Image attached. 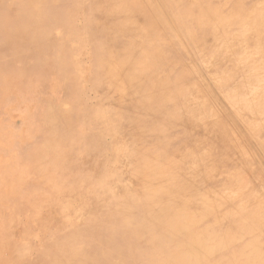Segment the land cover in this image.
<instances>
[{
    "label": "rangeland",
    "instance_id": "374dc122",
    "mask_svg": "<svg viewBox=\"0 0 264 264\" xmlns=\"http://www.w3.org/2000/svg\"><path fill=\"white\" fill-rule=\"evenodd\" d=\"M55 1L0 0L3 9L0 11L1 30L9 39L13 38V24L22 23L24 15L36 12L39 18H44L41 41L30 44L29 38L33 41V32L22 31L24 36L29 37V42L22 43L18 59L29 56L44 59L46 54L54 59L49 67L46 66V82L32 78L35 68L22 65L15 73L7 69L2 72L5 77L0 74V264H77V261L78 264H85L84 259L87 264L89 250L97 245L98 240L109 241L111 231L120 229L123 221L134 230L138 218L143 214L134 209L141 202L134 190L139 177L133 172V165L136 162L134 159L140 161L141 157L150 154V148L141 145L143 138L138 135V113L134 108L143 110L149 102L140 99L131 101L128 94L136 90L146 95L150 91V80L157 71L150 68L143 75L136 74L117 50L113 55L103 51L116 35V29L110 26L113 20L105 15L101 19L102 25L98 24L99 19L94 17L96 15L92 16L93 12L91 14L88 8L104 4V1L84 0V9L73 0H57L58 4ZM182 1L185 6L187 0ZM231 1L254 3L258 11L264 13V0ZM26 25L29 28V21ZM254 38L259 42L263 35H255ZM188 55L191 60L181 62L179 70L200 79L202 87L208 92L207 97L216 107L214 115L217 121L231 123L239 137V147L247 149L258 164L254 171L243 170L239 173L236 185L224 181L219 204L225 203V207L219 212L214 211V217L224 219L226 202L232 203L230 207L237 210L236 213L243 217L245 223V226L236 229V233L239 236L246 233L249 239L252 237L258 253L264 257V240H260L264 237V227L254 226L255 217L264 218V151H261L262 158L259 159L260 154L251 143V136L236 103L209 82L201 63L189 51ZM256 57L262 59L263 52L257 53ZM186 64L192 73L188 72ZM39 67V73L45 72L44 65ZM255 67L264 75V61L256 60ZM159 73L157 79L165 81L162 69ZM132 79L134 87L128 83ZM255 93H264V79H260ZM255 131L264 133V122L256 125ZM186 134L182 129L171 132L166 139H160V145H174L173 157L176 158L184 153L176 150L181 143L189 141L183 138ZM212 148L205 147L206 154ZM42 156L45 157L43 161ZM208 161L210 167L217 169L215 180L223 179L224 173L218 170L217 160L210 158ZM247 165L250 166L249 163ZM218 187L216 183L210 186L216 193ZM187 188L195 190L193 187ZM131 199L132 203L128 202ZM150 201L151 197L146 202L149 204ZM203 228L200 224L197 230ZM106 231L109 236H106ZM164 231L169 230L164 226L158 232L147 235L152 239L154 234H158L163 241L155 244L154 249L148 246L146 263H158L160 249L167 246L172 248L173 244L167 239L169 233ZM200 231L202 233L203 230ZM118 236L126 249L131 247L128 233L120 230ZM198 236L202 238L205 235ZM118 249L113 248L114 257ZM73 253L76 254L71 255ZM178 254H182V251ZM123 256L118 255L115 262L128 264L130 256L134 259L130 255L124 261L121 260ZM142 261L141 254L133 260L134 264H142ZM163 261L165 264L177 263L170 262L171 259L167 262L166 257ZM183 264H186V260Z\"/></svg>",
    "mask_w": 264,
    "mask_h": 264
},
{
    "label": "bare ground",
    "instance_id": "6f19581e",
    "mask_svg": "<svg viewBox=\"0 0 264 264\" xmlns=\"http://www.w3.org/2000/svg\"><path fill=\"white\" fill-rule=\"evenodd\" d=\"M102 1L105 3L92 5L88 11L91 14L93 12L92 16L96 15L94 17L101 21L98 20V24L102 25L101 19L105 15H109L113 20L110 26H114L116 35L109 47L104 48L103 51L113 55L117 50L127 66H130L136 74L143 75L150 68L157 71V74L155 73L150 80V91L146 95H141L136 90L128 94L131 101L140 99L149 102L144 105L143 110L134 108L138 113V135L143 138L141 145L150 148V154L141 157L140 161L134 159L136 162L134 161L133 165V172L139 177L134 190L141 202L134 209L143 214L138 218L134 230L123 221L120 229L111 231L109 241L98 240L97 245L89 250L87 264H117L115 262L117 256L123 254L121 260L124 261L133 255L134 259L130 256L128 264H134L133 260L140 254L142 264H148L145 262L146 255H149L148 246L149 249H154V245L163 240L158 234H154L152 239L147 235L158 232L164 226L169 230L164 231L169 233L167 239L174 247L167 246L168 248L160 249V261L150 262L151 264H165L164 257L167 262L171 259L170 262L176 261V264H183L184 260L186 264H264V257L258 253L256 242L252 241V237L249 239L246 233L243 236L236 233V229L245 226V223L242 221L243 217L236 213L237 210L234 211L230 207L229 204L232 203L226 202L227 216L224 215V219L217 220L213 214L214 211L219 212L225 207V203L219 204L224 181L236 185L238 174L243 170L249 172L257 169V161H253V156L247 149L239 147L240 140L234 133L231 123L217 121L218 118L214 115L216 107L210 97H207L208 92L202 87L200 79L179 70L181 62L186 63L191 60L188 58L189 51L201 63V68L204 69L209 82L217 86L227 99L236 103L237 109L240 110L239 115L251 136V143L259 152V159L262 158L264 133L256 132L255 126L264 122V93L257 95L255 90L259 86L260 79H264V75L255 67V62L264 61V13H260L254 3L241 4L231 0H192V2L187 0L185 6L182 0H156V3L151 0ZM72 2L76 4L79 2L81 8L86 4L84 0ZM187 5L188 8H185ZM1 10L3 11L0 7ZM42 18H39L36 12L24 15L22 23L13 24L12 39L4 34L0 25V74L3 77L5 75L2 72L9 69L8 71L15 73L18 66L22 65L30 69L35 68L32 78L38 82H46V73H48L46 66L49 67L50 63L54 62L51 55L46 54L47 57L44 59L41 56L19 59L17 57L21 52L22 43L29 38L24 36L22 31L33 32V41L29 38L30 44L41 41L44 25ZM27 21L29 28H26ZM260 34L263 38L257 42L254 36ZM44 51L46 53V50ZM259 52H263L262 59L256 57ZM5 64L10 65L5 66ZM41 65L45 66L43 73L37 71ZM161 69L163 76L166 77L165 81L157 79ZM187 69L192 73L188 65ZM133 81L132 79L128 82L132 87L135 86ZM113 100L115 101L114 98ZM180 129L187 132L183 138L189 141L181 143L180 148L176 150L185 154L177 155L175 158L174 145L163 147L160 141L166 139L171 132ZM208 146L213 148L206 154L204 149ZM119 147L120 145L117 147L118 150ZM43 158L45 157H41L42 161ZM210 158L217 160L218 170L224 173V178H220V181L215 180L218 172L217 169L209 166ZM226 163H230V166L227 164L226 167ZM248 163L250 166L247 165ZM213 183L219 186L218 193L211 190L210 186ZM187 187H193L195 190ZM169 189L171 190L168 192ZM150 197L151 201L148 204L146 201ZM131 201L132 199L128 202ZM200 224L204 226L200 229L203 230L202 233L197 230ZM254 226L264 227V218L255 217ZM120 230L128 233L130 248L126 249L125 243L119 238ZM199 234L205 236L201 238ZM106 236H109L107 231ZM260 240L263 241L264 237ZM115 247L120 249L114 257L112 250ZM180 250L182 254H178ZM80 254L84 257L86 255ZM253 260L256 262L253 263Z\"/></svg>",
    "mask_w": 264,
    "mask_h": 264
}]
</instances>
